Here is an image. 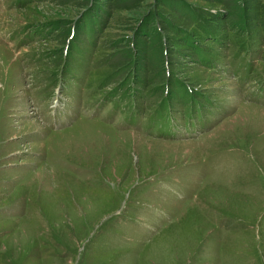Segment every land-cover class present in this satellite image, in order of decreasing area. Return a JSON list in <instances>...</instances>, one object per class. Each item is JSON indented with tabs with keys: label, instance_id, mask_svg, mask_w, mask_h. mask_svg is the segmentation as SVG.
Returning <instances> with one entry per match:
<instances>
[{
	"label": "rangeland",
	"instance_id": "rangeland-1",
	"mask_svg": "<svg viewBox=\"0 0 264 264\" xmlns=\"http://www.w3.org/2000/svg\"><path fill=\"white\" fill-rule=\"evenodd\" d=\"M0 264H264V0H0Z\"/></svg>",
	"mask_w": 264,
	"mask_h": 264
}]
</instances>
